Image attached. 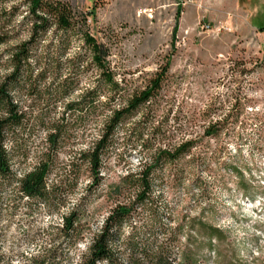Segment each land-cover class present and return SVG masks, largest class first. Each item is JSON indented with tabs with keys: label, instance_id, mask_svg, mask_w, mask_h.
<instances>
[{
	"label": "rangeland",
	"instance_id": "1",
	"mask_svg": "<svg viewBox=\"0 0 264 264\" xmlns=\"http://www.w3.org/2000/svg\"><path fill=\"white\" fill-rule=\"evenodd\" d=\"M63 1L83 14L94 10L86 31L103 47V68L117 88L101 79L77 32L52 30L33 48L31 84L12 91L25 116L14 138L13 175L19 180L50 152L48 187L57 200L47 208L22 198L16 185L5 188L2 264H23L51 248L57 263L80 264L111 209L124 204L134 211L112 244L120 261L135 232L139 249L163 244L174 264H264V14L251 26L249 5L234 0H219L222 10L218 0ZM24 2L0 0V26L14 8L17 26L15 39L0 45V82L11 73V50L29 37ZM163 70L149 103L115 130L93 185L80 154L110 112ZM95 90L109 104L84 116L78 105ZM184 142L193 144L189 153L165 163L160 153ZM145 167L150 190L140 202L134 184ZM128 175L134 178L123 181ZM73 211L81 235L71 245L58 230Z\"/></svg>",
	"mask_w": 264,
	"mask_h": 264
},
{
	"label": "trees",
	"instance_id": "2",
	"mask_svg": "<svg viewBox=\"0 0 264 264\" xmlns=\"http://www.w3.org/2000/svg\"><path fill=\"white\" fill-rule=\"evenodd\" d=\"M24 3L27 15L23 19V25L29 27V37L26 42L15 45L11 50V73L0 82V199L6 187L16 185V190L22 198L50 208L57 200L56 191L48 187L49 172L52 164L50 152L19 180L13 175L14 138L18 133V128L23 124L25 116L16 102L13 101L12 91L21 82L23 84H31V63L34 62V65L38 64L37 60L34 61L33 48H36L39 40L52 30L57 33L59 31L64 33L77 32L84 41L89 55H92L93 63L102 72L100 75L101 79L112 86V91L117 88V85L112 82L109 71L103 68L102 60L105 56L103 47L86 31V17L88 14L94 15L93 9L88 11V14H83L76 11L68 2L63 0H25ZM15 10L16 8L11 10L8 20L3 26H0V45L6 44V42L15 39L17 36L15 32L17 26H13V19L16 15ZM9 28L12 34L4 33ZM14 32L15 34H13ZM164 73L163 70L161 74H157L155 78L150 80L148 87L131 96L125 107L112 110L110 112L111 115L101 127L102 130L98 139L92 143L89 149L80 154V157H82L88 167L93 185H97L102 158L106 155L111 145L110 141L115 130L123 120L134 115L139 107L149 103L154 93L159 89ZM110 93H107L105 98L109 101ZM98 98V91L91 92L89 98L78 105L82 107L80 112L87 116L96 107H106L105 105L109 104H102ZM86 105L87 107H85ZM52 130L55 133L48 135L47 141L50 142L49 145L51 147H56L60 130L57 126L53 127ZM192 145L191 142H184L177 148L172 149V151L161 152L160 157L165 163L176 161L189 153ZM150 170V167H145L137 175L139 179L134 184V187L137 188L136 201L142 202L149 193ZM132 178H134L133 175H128L123 181ZM133 211V206L127 204L117 205L112 208L98 230V234L94 236L88 247V253L80 264H174L172 260H169L163 244L154 246L149 244L150 247L144 246V248L139 249L135 232L129 235L125 243L128 248L126 260L120 261V254L112 248V244L120 239V231L132 218ZM58 234L65 242H69L71 245H74L79 239L81 235L80 222L75 211L62 218V225L58 230ZM2 246L3 241L0 230V264L5 260L1 251ZM58 256V250L51 248L43 255L32 257L23 264H59L56 261ZM184 264H192V262L186 259Z\"/></svg>",
	"mask_w": 264,
	"mask_h": 264
},
{
	"label": "crops",
	"instance_id": "3",
	"mask_svg": "<svg viewBox=\"0 0 264 264\" xmlns=\"http://www.w3.org/2000/svg\"><path fill=\"white\" fill-rule=\"evenodd\" d=\"M240 2H245L249 6L246 8L250 11L247 15L250 25H260L263 23V19H261V15L264 14V0H234L233 4L237 5ZM223 1H216L214 5L217 6L218 10H222ZM253 10V11H252ZM261 20V21H259ZM260 23V24H259Z\"/></svg>",
	"mask_w": 264,
	"mask_h": 264
}]
</instances>
